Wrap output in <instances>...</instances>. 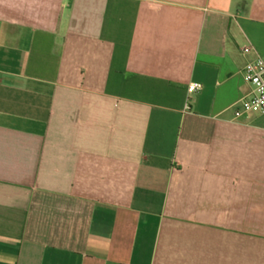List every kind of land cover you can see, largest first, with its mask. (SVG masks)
<instances>
[{
	"label": "crops",
	"instance_id": "0c3cea01",
	"mask_svg": "<svg viewBox=\"0 0 264 264\" xmlns=\"http://www.w3.org/2000/svg\"><path fill=\"white\" fill-rule=\"evenodd\" d=\"M256 56L264 0H0V264H264Z\"/></svg>",
	"mask_w": 264,
	"mask_h": 264
},
{
	"label": "built area",
	"instance_id": "2783aa9c",
	"mask_svg": "<svg viewBox=\"0 0 264 264\" xmlns=\"http://www.w3.org/2000/svg\"><path fill=\"white\" fill-rule=\"evenodd\" d=\"M249 52L250 48L242 49L243 54ZM242 73L252 89L247 97L240 100V109L235 111V117L243 114L264 115V57L256 56L243 67ZM198 88V85H190L188 92H195Z\"/></svg>",
	"mask_w": 264,
	"mask_h": 264
}]
</instances>
